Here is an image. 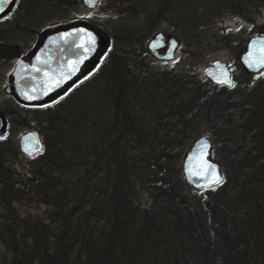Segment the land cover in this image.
Here are the masks:
<instances>
[{"label":"trees","instance_id":"16d2710c","mask_svg":"<svg viewBox=\"0 0 264 264\" xmlns=\"http://www.w3.org/2000/svg\"><path fill=\"white\" fill-rule=\"evenodd\" d=\"M106 1L115 15L84 22L108 40L94 100L44 109L47 136L22 172L0 137V264H264V75L215 86L190 63L152 70L140 49L156 32L185 57L233 49L234 34L211 21H250L264 0ZM201 125L223 179L197 192L168 159Z\"/></svg>","mask_w":264,"mask_h":264},{"label":"flooded vegetation","instance_id":"af4514ba","mask_svg":"<svg viewBox=\"0 0 264 264\" xmlns=\"http://www.w3.org/2000/svg\"><path fill=\"white\" fill-rule=\"evenodd\" d=\"M56 1L58 0L50 2L56 3ZM79 1L84 8L81 0ZM52 9L61 10L58 5L54 6L52 3L51 6L49 0H16L8 14L0 18V67H8L4 89L8 78L14 75L15 89L18 93L29 91L30 96L42 97L34 93L53 92L46 102L40 104H24L19 101L18 96L5 93L20 108L46 109L62 100L73 98L82 84L93 80V70L98 66L97 60L101 56L104 59L107 57V49H104L97 59H93V65L82 69L76 76L73 75L76 72L74 67L59 68L48 65L47 57L53 59V56H57L68 59L69 56H78V53L74 52L76 48L74 46H77L79 39L71 35L65 37L63 34L66 32L73 34V31L69 30L70 27L79 24L64 25L62 20L50 22L49 11ZM81 24L86 26L84 23ZM65 62L66 59L62 65Z\"/></svg>","mask_w":264,"mask_h":264},{"label":"rangeland","instance_id":"374dc122","mask_svg":"<svg viewBox=\"0 0 264 264\" xmlns=\"http://www.w3.org/2000/svg\"><path fill=\"white\" fill-rule=\"evenodd\" d=\"M71 1V4L66 5V7H63L60 11L55 9L49 11V19H51L50 22L54 23L55 21L62 20L64 25L81 24L84 22L95 23L98 19L105 15H115V13H117L114 11L115 8H113L112 5L106 0H100L95 11L92 12L86 11L84 8H82L79 0ZM251 16V22L243 20L240 17H236L235 15H225L221 19L217 18L211 21L213 26H216L217 28L221 27L222 29L227 30L228 33L234 34L233 37L236 39V43L234 44L233 49L219 46L213 50L200 53L199 58L185 57L183 56V53L177 49L175 57L172 61L158 62L148 56V65L152 70H157L162 68L168 69L173 67H182L185 63H190V65L195 66L198 77L203 79V70L215 62H219L226 65L230 69L233 80L238 79L241 73H246L238 60L239 55L245 48V43L249 38L254 36L264 37V1L257 3L256 10L254 9ZM146 42L140 48L144 53L146 52ZM135 47L139 49L138 45H135ZM105 60L106 59L101 56L96 62L98 66H96V68L93 70L94 75H96V79L99 77L100 73V62L105 63ZM7 70V66L0 67V113L2 115H4V113H9L10 116L16 117L22 124L17 125L16 123H7L6 131L2 137L10 141L12 145L16 147L15 153L8 156L7 164L12 171L17 173L26 170L30 162V158L23 156L17 150L18 135L26 131H37L41 137V142L44 143V140L47 136V126L49 125V122L47 121V112L44 111V109L20 108L16 106L13 101L8 98V96H6L4 92V81ZM259 73L260 77L264 75L262 74L264 71ZM97 87L98 81L89 82L86 86L82 85L79 88L77 95L73 97L70 105L66 107L67 112L72 114L81 111L80 107H78L76 103L81 102L88 105L90 100H94ZM95 111V105L92 104V107H90L88 110H85L84 113L87 114L89 112L88 115H90V113L93 115ZM199 136L208 138L212 144L211 136L207 133V129L204 125H201L197 129L196 137ZM190 143L191 141L179 145V148L173 151L172 155L168 159L170 164V172L172 174H176L179 178H181V160L185 152L188 150ZM20 211H29L28 213H40L44 211V207L29 206L28 204H24L23 207H20Z\"/></svg>","mask_w":264,"mask_h":264},{"label":"water","instance_id":"95a60500","mask_svg":"<svg viewBox=\"0 0 264 264\" xmlns=\"http://www.w3.org/2000/svg\"><path fill=\"white\" fill-rule=\"evenodd\" d=\"M5 5V10L0 12V18L8 14L11 10L14 2ZM82 6L86 10H93L99 3V0H81ZM71 33L66 32L63 34L65 37L68 35L77 37L79 39L74 52L76 55L69 56L67 58H58L53 56V59L49 60L48 65L58 66H71L76 68V72L73 74L76 76L82 69L88 68L93 59L106 49L108 45L107 38L98 30L87 28L83 25H76L70 27ZM179 46L178 40L169 34L162 32H156L150 36L145 44V51L147 55L158 62H169L175 57L176 50ZM65 51V50H64ZM75 54V53H74ZM64 59L67 62L62 65ZM239 63L243 70L248 74H257L264 71V67H259L261 61H264V37L254 36L247 40L243 52L239 55ZM255 62V63H253ZM94 64V63H93ZM92 64V65H93ZM56 68V67H55ZM203 79L215 86L230 87L233 83L230 69L219 62H215L206 67L203 72ZM221 80H227L230 83H220ZM16 79L12 75L8 78L5 93L13 94L19 97V101L24 104H40L46 102L47 98L51 95L49 92L34 93L42 97L30 96V92H17L16 91ZM6 130V121L0 113V136L4 134ZM41 142L39 134L36 131H26L18 135L17 149L20 154L25 157H32L41 151ZM180 173L183 183L193 191H204L212 187L217 186L216 183H210L216 179L217 176L223 179V173L220 166L214 160L212 156V145L208 138L199 136L191 141L188 150L182 157Z\"/></svg>","mask_w":264,"mask_h":264},{"label":"snow or ice","instance_id":"6c2138e0","mask_svg":"<svg viewBox=\"0 0 264 264\" xmlns=\"http://www.w3.org/2000/svg\"><path fill=\"white\" fill-rule=\"evenodd\" d=\"M11 2H12V0H0V12H3L5 10V5L9 4ZM93 2H95V0H93ZM253 63H255V62H253ZM258 66L264 67V61H261ZM262 74H264V73H262ZM219 82L220 83H230L227 80H221ZM230 86H234V85L230 84ZM220 182H221V178L219 176H217L215 180L210 181V183H216V184H218Z\"/></svg>","mask_w":264,"mask_h":264}]
</instances>
